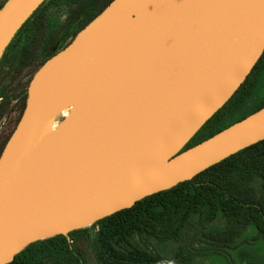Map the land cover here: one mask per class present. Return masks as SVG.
<instances>
[{
  "label": "water",
  "instance_id": "water-1",
  "mask_svg": "<svg viewBox=\"0 0 264 264\" xmlns=\"http://www.w3.org/2000/svg\"><path fill=\"white\" fill-rule=\"evenodd\" d=\"M42 0L0 7V57ZM112 0L34 72L0 153V264L190 180L264 139V106L186 149L264 51V0ZM94 72L53 128L47 94Z\"/></svg>",
  "mask_w": 264,
  "mask_h": 264
},
{
  "label": "trees",
  "instance_id": "trees-1",
  "mask_svg": "<svg viewBox=\"0 0 264 264\" xmlns=\"http://www.w3.org/2000/svg\"><path fill=\"white\" fill-rule=\"evenodd\" d=\"M111 1L51 0L49 4L42 0L5 48L10 49L17 38L27 35L14 75L30 67L29 81L48 57L68 44ZM60 3L69 7L65 20V26H72L68 41H62L54 20L46 13L48 7ZM263 58L264 51L238 89L184 149L264 106V101L251 106L258 96ZM7 60L5 53L0 58V67ZM3 95L0 92V100L4 99L0 102V120L6 113L5 104L11 103ZM25 99L26 90L15 99L17 121ZM239 109L243 110L241 116L224 121L225 116ZM5 142L0 145V153ZM219 215L224 218V227H211ZM92 224L89 228L34 241L17 252L7 264H88L86 249L92 251L97 264H202V257L213 254L224 256L231 263L229 251L239 245L248 227L252 226L256 232L254 238L264 243V139L226 157L190 180L146 196L130 208ZM169 243L171 250L164 254ZM239 264L264 263L255 257H243Z\"/></svg>",
  "mask_w": 264,
  "mask_h": 264
},
{
  "label": "rangeland",
  "instance_id": "rangeland-1",
  "mask_svg": "<svg viewBox=\"0 0 264 264\" xmlns=\"http://www.w3.org/2000/svg\"><path fill=\"white\" fill-rule=\"evenodd\" d=\"M5 0H0V3ZM160 0H121L117 6L118 10H125L127 8L139 7V6H156ZM45 2L51 3V0H45ZM46 13L50 18L55 22V28L57 29L59 36L62 37V41L69 40V34L71 25L65 26V20L69 13V7L67 4L60 3L58 6L48 7ZM27 35H21L20 39H16L12 47L8 50L3 51L2 55L6 53L8 60L2 64L0 67V92H3V98L7 101H11L10 104H5L6 113L2 120H0V145L8 140L11 133L13 132L16 126V105L15 99L19 98L23 91L26 90L28 86V72L30 67H26L18 75H14L13 70L17 65L18 59H20V50L25 44V38ZM61 39V38H60ZM19 40V41H18ZM1 55V57H2ZM0 57V58H1ZM263 73L259 79V86L257 90L256 99L251 102V106L255 105L259 101H264V58H263ZM4 100V99H3ZM3 100H0L2 102ZM226 111V110H225ZM243 114V110L239 109L233 111L230 115L225 116L226 114L222 113L225 116L224 121L229 118H236ZM61 119V118H60ZM59 119V120H60ZM223 121V122H224ZM7 142V141H6ZM5 142V143H6ZM5 145V144H4ZM225 221L224 218L219 215L215 221L211 224V227L216 229H222L224 227ZM93 224L89 223L86 225V228L91 227ZM255 230L252 226L248 227L247 230L240 238L239 245L229 251L231 263L229 260L221 255H209L201 258L202 264H239L241 258H258L264 263V243L260 239L254 238ZM171 250V244L169 243L167 251L164 254L169 253ZM86 260L88 264H97L92 251L89 249L85 250Z\"/></svg>",
  "mask_w": 264,
  "mask_h": 264
},
{
  "label": "bare ground",
  "instance_id": "bare-ground-1",
  "mask_svg": "<svg viewBox=\"0 0 264 264\" xmlns=\"http://www.w3.org/2000/svg\"><path fill=\"white\" fill-rule=\"evenodd\" d=\"M159 4L161 8H169L174 5V0H160ZM93 73L89 70L71 71L53 82L47 94V118L53 119V128L58 125L60 118L67 116Z\"/></svg>",
  "mask_w": 264,
  "mask_h": 264
}]
</instances>
